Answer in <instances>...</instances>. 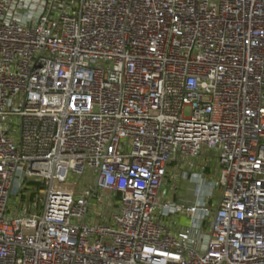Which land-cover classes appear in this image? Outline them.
I'll return each mask as SVG.
<instances>
[{
    "label": "built area",
    "instance_id": "obj_1",
    "mask_svg": "<svg viewBox=\"0 0 264 264\" xmlns=\"http://www.w3.org/2000/svg\"><path fill=\"white\" fill-rule=\"evenodd\" d=\"M0 264H264V0H0Z\"/></svg>",
    "mask_w": 264,
    "mask_h": 264
},
{
    "label": "rangeland",
    "instance_id": "obj_2",
    "mask_svg": "<svg viewBox=\"0 0 264 264\" xmlns=\"http://www.w3.org/2000/svg\"><path fill=\"white\" fill-rule=\"evenodd\" d=\"M189 111H190V109L187 108L185 114L188 115ZM205 174H206V177L208 179H211V178L214 179L216 177L215 176L216 174L214 173L213 169L211 171H210V169L207 170L205 172ZM82 180H83L82 184L87 183V179L86 178H83ZM176 184L178 185L177 187H176V185H174V183L170 184V180L167 179L166 184H165V189L168 192H170V196L172 198H174L175 201L178 204L184 205V204H187L190 201H193L195 199L194 198V194H193V189L195 187V183L193 184L189 179H185V180H182L180 182L177 181ZM37 185H38V187L42 186L39 183H37ZM223 191H224V189L222 187H220V188L218 187V188L215 189L214 200L217 203L220 201V198H221V196L223 194ZM164 199H162V200L164 201ZM22 202H25V200H22ZM10 203L15 204L14 199H12ZM27 206H28V212L29 213L40 214L42 212V210H43L41 202H39V206L38 207H34L33 206V202H32L31 199L27 202ZM15 207H18V205L15 204ZM21 213H23V212L21 211ZM180 224H182V225L185 224V221L180 222Z\"/></svg>",
    "mask_w": 264,
    "mask_h": 264
},
{
    "label": "crops",
    "instance_id": "obj_3",
    "mask_svg": "<svg viewBox=\"0 0 264 264\" xmlns=\"http://www.w3.org/2000/svg\"><path fill=\"white\" fill-rule=\"evenodd\" d=\"M172 176V175H171ZM174 176H176V181H175V183H174V181L173 180H171L170 179V184H173L174 183V185H176V187L178 186L176 183H177V181H182V180H185V179H181V178H179V176L177 175V173H175V175ZM193 183V182H192ZM194 184V183H193ZM193 194H194V200L193 201H190L189 203H187V204H184V205H189V204H194L195 203V201L197 200V197H196V186L194 187V189H193Z\"/></svg>",
    "mask_w": 264,
    "mask_h": 264
}]
</instances>
